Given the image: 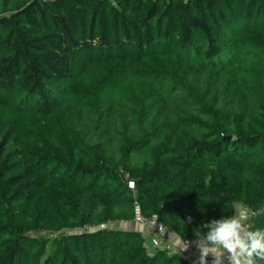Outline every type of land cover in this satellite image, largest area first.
Returning <instances> with one entry per match:
<instances>
[{"label": "trees", "instance_id": "1", "mask_svg": "<svg viewBox=\"0 0 264 264\" xmlns=\"http://www.w3.org/2000/svg\"><path fill=\"white\" fill-rule=\"evenodd\" d=\"M102 64L130 68L126 87L63 105ZM0 108V264H186L148 256L127 225L138 204L191 241L234 207L264 209V0H5ZM20 116L47 124L46 150L28 148ZM38 191L61 223L47 239L20 218ZM248 224L264 229V213Z\"/></svg>", "mask_w": 264, "mask_h": 264}, {"label": "rangeland", "instance_id": "2", "mask_svg": "<svg viewBox=\"0 0 264 264\" xmlns=\"http://www.w3.org/2000/svg\"><path fill=\"white\" fill-rule=\"evenodd\" d=\"M4 3L5 0H0V11L1 6H3ZM20 3H23V0H20ZM129 69L130 68L123 67L119 64H102L97 66H89L85 78L80 80L77 84L71 86L69 95L67 97L68 99L63 102V105L66 103L72 104V102L75 101L83 106L85 103H90V101H93L95 99L97 100L109 97L111 95L110 90L121 86L126 87V85L122 84L123 81L130 76V73H128ZM0 114L9 115L7 111L1 108ZM19 119L23 125L25 134L29 138L28 148L31 150L38 148L46 150L48 145V141L46 140L48 133L47 124L31 116H20ZM53 121H57L58 124L65 129L66 133L72 134L73 130L75 129V126L71 120V115L67 111H63L61 112V114L53 117ZM48 135L52 134L48 133ZM196 167H198V165H192L188 171L183 173V176L191 178V172ZM211 167L212 160L210 157H206L199 164L198 168L206 173L207 168ZM237 176L241 181H243L246 179L248 174L242 169H239L237 171ZM63 189L69 190L70 193H72L74 190H77V188L70 187L67 184ZM133 192L136 193V189H134ZM47 200L48 196L38 191L37 196L28 203L26 209L20 211V218L23 219V221L26 220L29 223H37L43 226V230H39L38 233L33 234V236L37 238L47 239L62 231L61 223L55 213L45 208V202ZM104 227L124 229L126 227V224L111 223L107 224ZM143 231L146 230L143 229Z\"/></svg>", "mask_w": 264, "mask_h": 264}, {"label": "clouds", "instance_id": "3", "mask_svg": "<svg viewBox=\"0 0 264 264\" xmlns=\"http://www.w3.org/2000/svg\"><path fill=\"white\" fill-rule=\"evenodd\" d=\"M261 213L264 209L250 214L243 207H234L231 215L197 226L195 239L186 241L180 251L194 246L199 254L195 264H209V257L211 264H259L264 261V229L251 230L248 221ZM186 222L191 224L192 217Z\"/></svg>", "mask_w": 264, "mask_h": 264}, {"label": "built area", "instance_id": "4", "mask_svg": "<svg viewBox=\"0 0 264 264\" xmlns=\"http://www.w3.org/2000/svg\"><path fill=\"white\" fill-rule=\"evenodd\" d=\"M129 188L133 189V184L129 183ZM245 209V208H244ZM247 210V209H246ZM133 222L134 224L142 227L144 230L151 233L150 237L147 240L146 254L151 255L152 250H162L169 256H175L182 258L186 264H195L198 255L197 249L193 246L188 249L186 252H181L180 248L188 240H180L179 245L176 246L171 242V239L175 234L167 229L162 221L158 218L157 215H152L150 217H144L141 213L140 206L135 204L133 207ZM89 229H84L82 232H88ZM192 241V240H191Z\"/></svg>", "mask_w": 264, "mask_h": 264}, {"label": "crops", "instance_id": "5", "mask_svg": "<svg viewBox=\"0 0 264 264\" xmlns=\"http://www.w3.org/2000/svg\"><path fill=\"white\" fill-rule=\"evenodd\" d=\"M127 227L130 228L131 230H134V231H136V232L141 233V234L144 236V238H146V240H148V238H149L150 235H151L150 232H148V231H143L142 228H140L139 226H137V225H135V224H129V225H127ZM180 240H181V239L178 238V237L175 235V236H173V238L171 239V242H172L174 245L178 246ZM197 255H199V254H198V251H197ZM209 264H211V257H209Z\"/></svg>", "mask_w": 264, "mask_h": 264}]
</instances>
